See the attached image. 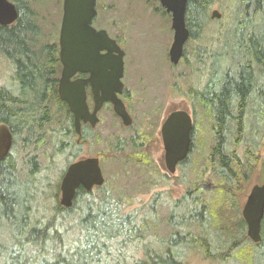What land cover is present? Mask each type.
I'll return each mask as SVG.
<instances>
[{
  "label": "rangeland",
  "instance_id": "obj_1",
  "mask_svg": "<svg viewBox=\"0 0 264 264\" xmlns=\"http://www.w3.org/2000/svg\"><path fill=\"white\" fill-rule=\"evenodd\" d=\"M261 3V9L255 11L253 6L246 9L241 7L240 0L214 2L207 12L201 42L207 43L210 38L213 51L222 54V46L225 40L231 38L230 36L226 39L233 30L238 29L241 32L245 24L246 32H249L264 25V1ZM28 7L38 30V42L57 44L62 0H28ZM97 9L98 16L94 25L105 28L111 35L116 36L125 51L124 75L125 87L128 90L126 103L133 118L132 125L125 127L111 109H103L95 134L80 147L78 156H99L105 178L104 188L109 194L112 207L118 212L114 214L123 219L120 223L123 224L124 231L123 234L120 232L121 237L117 239L123 251L113 253L111 258H118L121 260L120 264H134L146 258L143 248L145 244L149 249L154 246L157 248V245L164 249L162 243L166 244V239L176 232L165 223V219L173 209L174 202L181 200L196 181L208 191V199L212 202L213 215L205 220L203 225L211 241L212 253H217V256L215 259H209L202 248L195 245L186 246L181 242L171 245V255L179 264H263L256 263L257 258L249 262L250 254L252 255V250L255 249L251 242L245 239L246 230L240 223L239 209L249 188L264 179V97L256 89L251 92L249 99L244 102L246 108L241 119V134L236 132V122H230L228 129H231L233 135L225 140V147L231 153L238 152L239 156H243L246 142L256 145V161L252 174L246 180L235 181L232 185L235 188L231 191L227 189L226 193L222 190L221 195L217 196L214 190H217V185L223 181L213 173L207 163L214 145L215 122L207 107L198 100L192 104L189 99V91L191 94L194 92L192 96L198 97L196 91L203 89L207 84H211V88L216 85L217 82L213 81L215 84H212V80L217 79L209 69L212 59H206L204 56L198 60V57L192 54L194 43L189 41L184 50L185 61L181 59L177 64L170 62L168 50L173 37L171 19L169 14H163L156 0H98ZM213 9L218 10L219 19L210 18ZM228 52L224 53L225 56ZM229 55L233 58L237 56L234 51H230ZM237 61L234 60L233 68ZM188 62L191 67L187 66ZM232 62L231 58L222 62L218 76L222 77V70ZM10 66V62L3 58L0 60V83L7 86L12 74ZM258 83L264 85L263 75ZM175 109H185L191 113L193 134L192 150L186 163L179 165L171 175L165 170L159 129L162 119ZM141 132L142 137H146V145L144 149L136 151L129 146L128 141L130 135ZM117 138H121L123 143L119 140L120 144L116 145ZM13 145L11 155L15 177L19 179L14 181L15 186L20 195H31L36 186L25 182L27 161L35 155V165L40 169L47 168L48 163L43 159V148L33 143L24 146L20 138L16 139ZM141 151H147L145 157L155 164L158 173L155 174L151 166V171H145L138 165L134 157L140 156ZM65 158V154L56 158V166L50 180L51 183L58 181V193L56 197L41 199L37 212L40 216L53 209L59 200V183L62 176L59 177L58 174L61 169H65ZM162 175L166 177H161ZM40 189L47 190L48 187L44 183V187ZM53 189L54 184H51V190ZM92 192L97 199L103 196L102 191L96 188H93ZM130 215L128 219L124 218ZM3 224L7 228L6 223L1 221L0 231L4 229ZM54 224L59 225V220H55ZM133 226L135 230L132 232L125 231V228L132 229ZM177 230L181 235L185 232L182 227ZM71 231L75 235V231ZM130 233L133 234L129 235ZM71 237V233L65 236V245ZM236 244L238 248H235Z\"/></svg>",
  "mask_w": 264,
  "mask_h": 264
},
{
  "label": "trees",
  "instance_id": "obj_2",
  "mask_svg": "<svg viewBox=\"0 0 264 264\" xmlns=\"http://www.w3.org/2000/svg\"><path fill=\"white\" fill-rule=\"evenodd\" d=\"M216 1L218 0L187 2L185 23L189 30L188 42L194 43L192 54L198 57V60L204 56L210 59V53H215L210 38L207 43L201 40L206 27L207 12ZM263 1L240 0V5L245 9L253 6L256 11L261 9ZM15 3L18 9L17 20L10 25H0V60L3 58L10 62L14 82L8 86L0 83V125L6 124L13 135L11 149L18 138L24 146L32 143L42 146L43 159L48 164L46 163L47 168H38L35 165V155L27 161L25 182L37 187L31 195L24 196L20 195L14 183L19 179L15 177L11 149L0 161V222L7 225L6 228L3 224L4 229L0 231V264H120L121 260L111 256L115 252L123 251L117 240L121 237L120 232L123 234L124 231L123 224L120 223L123 219L114 214L118 212L112 207L104 185L96 188L103 193L100 199L94 197L92 191L87 192L79 188L71 207L64 208L57 202L44 216L37 214L41 199L56 197L58 193V181L51 183L50 180L57 156L65 154L66 168L80 155L82 143L81 139L76 141L69 109L56 93L60 63L55 45L38 42L39 34L28 7V0H15ZM244 28L241 32L238 29L230 32L226 39L230 36L231 38L225 40L222 46L223 53H216L219 64L209 65L211 74L217 79L216 85L213 88L211 84L205 85L203 89L196 91L198 97L192 96L194 92L191 94L189 91L192 104L198 100L207 107L217 126L216 142L207 161L209 168L223 181L217 185V190H214L217 196L221 195L222 190L226 192L227 189H234L232 185L235 181L246 180L252 174L256 161V145H252V142L245 143L243 156H239L238 152L231 153L225 147V140L233 135L231 129H228V124L236 122V132L241 134V119L246 108L244 102L249 99L255 88L254 84H258L261 75L264 76V25L249 32H246L245 24ZM225 50L234 51L237 54L234 60L238 61L236 68L229 65L225 67L221 77L218 76L221 61L230 56L229 52L225 56ZM244 51L248 62L242 67L240 65ZM188 65L191 67L189 62ZM215 83L212 81V84ZM258 93L264 97V87H258ZM239 147L240 144L237 150ZM134 158L145 171H151L153 167L155 174L158 173L155 164L145 155ZM187 158L179 164L186 163ZM64 170L59 171V177L63 175ZM44 183L48 187L47 190L40 189L44 187ZM51 184H54L53 190ZM207 193L208 191L195 181L185 196L174 202L173 209L165 219V223L176 232L166 239V244L162 243L164 249L161 245L149 249L145 244L143 248L146 258L144 256L145 259L134 264H179L170 250L171 245L178 244L177 242L202 248L209 259H215L217 253H212L211 241L203 225L204 221L213 215L212 202L209 201ZM130 217L131 215L124 218ZM55 220H59V225L54 224ZM261 223L262 238L257 245H252L255 250H252L254 253L250 254L249 262L257 258L256 263L264 264V217ZM133 227L125 228V231L132 232L135 230V226ZM179 227L184 229V234H178ZM70 229L75 231V235ZM69 233L72 237L65 245L64 238ZM2 237L4 239H1Z\"/></svg>",
  "mask_w": 264,
  "mask_h": 264
},
{
  "label": "water",
  "instance_id": "obj_3",
  "mask_svg": "<svg viewBox=\"0 0 264 264\" xmlns=\"http://www.w3.org/2000/svg\"><path fill=\"white\" fill-rule=\"evenodd\" d=\"M188 0H160L162 7L171 15L172 42L168 51L169 60L177 64L182 57L184 44L189 37L185 23ZM95 0H63V15L59 32V60L62 70L57 93L74 117L75 131L79 133L80 121H89L94 125L96 111L104 101L113 104L114 112L121 117L124 125L132 121L123 102L117 94L122 91L120 80L123 75L124 51L111 39L105 30H96L91 26L95 15ZM18 17L15 5L10 0H0V25L12 24ZM210 18H220L217 9H213ZM105 50V54H100ZM110 70V71H109ZM90 71V81L94 88L101 89V95L93 90L95 107L89 112L86 104L84 84L87 81L70 78L77 72ZM102 79V80H101ZM97 83V85H95ZM193 123L187 110H173L165 117L160 134L164 149V166L169 174H174L176 166L183 161L190 150ZM12 135L8 127L0 125V161L9 152ZM104 184V176L95 156L82 157L70 163L59 183V204L69 208L73 204L77 189L82 187L91 191L93 187ZM264 216V180L251 187L242 208V217L247 226V236L254 242L261 240V220Z\"/></svg>",
  "mask_w": 264,
  "mask_h": 264
},
{
  "label": "flooded vegetation",
  "instance_id": "obj_4",
  "mask_svg": "<svg viewBox=\"0 0 264 264\" xmlns=\"http://www.w3.org/2000/svg\"><path fill=\"white\" fill-rule=\"evenodd\" d=\"M14 5H15V8H16V10H17V12H18V9H17V7H16V3H15V0H10ZM157 2H158V4H159V6H160V8L162 9V12H163V14H166V11H165V8L164 7H162V5H161V3H160V0H156ZM97 3H98V0H95V10H96V13H95V15L92 17V20H91V26L93 27V28H95L96 30H100V29H103V30H105L106 31V33L108 34V36L111 38V39H113L115 42H116V44L124 51V49L121 47V42L119 41V39L116 37V36H114V35H111L110 33H109V31H107L105 28H98V27H96L95 25H94V23H95V21H96V18H97V16H98V9H97ZM62 8H63V0H62ZM61 22H62V16H61ZM61 22H60V26H59V32H60V27H61ZM38 41H39V37H38ZM185 46H186V43H185V45H184V49H183V54H182V58L181 59H183L184 61H185V58H184V50H185ZM55 49L57 50V56H58V59H59V33H58V41H57V44H55ZM106 53V51L105 50H101L100 51V54H105ZM210 59H212V64L213 65H218L219 63H217L218 62V57H217V54H216V52L214 53V52H211L210 53ZM245 56H246V53H245V51L243 52V60H242V63H241V65L240 66H245L246 65V63L248 62L247 61V59L245 58ZM124 58H125V51H124V55H123V60H124ZM227 59H230L229 57H224L223 59H222V61H221V63L222 62H224V61H226ZM231 59L233 60V62L231 63V64H229L230 65V67L231 68H233L232 67V65L234 64V58L233 57H231ZM59 63H60V61H59ZM222 65V64H221ZM236 66V63H235V65H234V68H236L235 67ZM238 66V65H237ZM238 68V67H237ZM61 70H62V65H61V63H60V73H59V76H58V78H57V82H56V86H55V88H56V93H57V87H58V82H59V78H60V74H61ZM110 71V70H109ZM91 76H92V73L90 72V71H85V72H81V71H77L71 78H70V80L71 81H75V80H85V81H87V82H85V84H84V90H85V96H86V104H87V106H88V110H89V112L90 113H92L93 112V110H94V107H95V100H94V97H95V94H94V92H93V90L95 89V90H97L98 91V93H97V95L99 96V95H101V89H99V88H94V84L90 81V79H91ZM102 80V79H101ZM120 80H121V82H122V84H123V88H122V91L120 92V93H118L117 94V96H118V98L123 102V104H124V106H125V108H126V111L128 112V114L130 115V117H131V119H132V121H131V123L129 124V125H124V123H123V120L121 119V117H119L115 112H114V110H113V104L110 102V101H104L102 104H101V106L99 107V109L96 111V118H97V120H96V122H95V124L94 125H91V123L89 122V121H80V126H79V133H77L76 131H75V127H74V117H73V114L71 113V111L69 110V112H70V114H71V121H72V127H73V130H74V133L76 134V141L78 142L80 139H81V143H82V145L84 144V143H87L89 140H90V138L92 137V135H94L95 133V131H96V127H97V125L100 123V121H101V111L103 110V109H105V108H109V109H111L113 112H114V114L118 117V119L120 120V122L122 123V125L123 126H125V127H130L131 125H132V123H133V118H132V115L130 114V112H129V110H128V108H127V103H126V97H127V95H128V90L126 89V85H125V75H124V68H123V75L121 76V78H120ZM212 81H214L215 82V80H212ZM11 83H14V82H12V76L10 75V77H9V85L11 84ZM95 85H97V83L95 84ZM255 86V88H254V90L256 89L257 91H258V87H259V89H260V87H264V85H261V84H257V82H256V84H254ZM52 88V87H51ZM49 89V88H48ZM58 96V95H57ZM68 107V106H67ZM69 109V108H68ZM175 110H179V109H175ZM173 111V110H172ZM171 112V111H170ZM169 112V113H170ZM191 114V113H190ZM168 115V114H167ZM166 115V116H167ZM165 116V117H166ZM192 116V115H191ZM165 117L162 119V122L160 123V128H161V125H162V123H163V121H164V119H165ZM193 118V117H192ZM6 125V124H5ZM7 126V125H6ZM8 127V126H7ZM8 129H9V127H8ZM9 131H10V129H9ZM193 131V130H192ZM11 132V131H10ZM142 133L143 132H141V133H138V134H133V135H130V140L128 141V143H129V146L131 147V148H133V149H135L136 151H138L140 148H142V149H144V146L146 145V142H145V139H146V137H142ZM216 133H217V126L214 124L213 125V140H214V144H215V142H216ZM193 134V133H192ZM11 135H12V133H11ZM159 137H160V139H161V134H160V129H159ZM122 142V139L121 138H117V141H116V145H119L120 144V141ZM12 142H13V135H12ZM123 143V142H122ZM161 143H162V139H161ZM12 146V145H11ZM162 146H163V144H162ZM214 146V145H213ZM119 148H121L120 146H119ZM164 150V149H163ZM192 150V147H191V149H190V151ZM147 151H141V153L143 154V155H145V153H146ZM164 152V151H163ZM88 157V156H87ZM95 157H98L99 158V156H95ZM163 158H164V153H163ZM99 161H100V159H99ZM163 161H164V159H163ZM180 164H178V166H179ZM177 166V167H178ZM264 180V179H263ZM263 180H262V182H263ZM262 182H260V183H254L252 186H254V185H256V184H261ZM251 186V187H252ZM251 187L249 188V190H248V192H247V194H246V196H245V199L243 200V202L241 203V206H240V209H239V207H238V209L240 210V216H241V219H240V223L242 224V226L244 225L245 226V230H246V232H247V226H246V223H245V221L243 220V217H242V208H243V205H244V203H245V201H246V198H247V196H248V194H249V192H250V189H251ZM232 205V204H231ZM233 205H235V204H233ZM264 217V216H263ZM261 222H262V220H261ZM262 224V223H261ZM243 226V227H244ZM245 232V236H247V233ZM260 236H261V228H260ZM262 238V237H261ZM246 240H248L249 242H251V244L252 245H257L258 243H253L249 238H248V236L245 238ZM236 242V241H235ZM238 248L239 246L236 244L235 245V248ZM229 249H231V247L229 248Z\"/></svg>",
  "mask_w": 264,
  "mask_h": 264
},
{
  "label": "bare ground",
  "instance_id": "obj_5",
  "mask_svg": "<svg viewBox=\"0 0 264 264\" xmlns=\"http://www.w3.org/2000/svg\"><path fill=\"white\" fill-rule=\"evenodd\" d=\"M34 179V178H33ZM37 180V179H36ZM38 181V180H37ZM32 187V186H31ZM37 187V186H36ZM35 189V188H34ZM33 195V194H32ZM32 207V206H31ZM97 216V215H96Z\"/></svg>",
  "mask_w": 264,
  "mask_h": 264
}]
</instances>
